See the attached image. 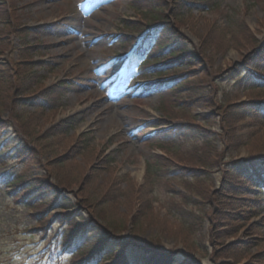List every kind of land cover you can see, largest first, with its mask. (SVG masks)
Segmentation results:
<instances>
[{
  "label": "rangeland",
  "instance_id": "1",
  "mask_svg": "<svg viewBox=\"0 0 264 264\" xmlns=\"http://www.w3.org/2000/svg\"><path fill=\"white\" fill-rule=\"evenodd\" d=\"M0 264H264V0H0Z\"/></svg>",
  "mask_w": 264,
  "mask_h": 264
},
{
  "label": "trees",
  "instance_id": "2",
  "mask_svg": "<svg viewBox=\"0 0 264 264\" xmlns=\"http://www.w3.org/2000/svg\"><path fill=\"white\" fill-rule=\"evenodd\" d=\"M159 63H160V62H157V61H156L155 63H152V65L159 64ZM19 182H21L20 177H19V178L16 177V178L14 179V181H13L12 184H13V185H16V184L19 183ZM146 251H147V249H146Z\"/></svg>",
  "mask_w": 264,
  "mask_h": 264
},
{
  "label": "bare ground",
  "instance_id": "3",
  "mask_svg": "<svg viewBox=\"0 0 264 264\" xmlns=\"http://www.w3.org/2000/svg\"><path fill=\"white\" fill-rule=\"evenodd\" d=\"M139 175V174H138Z\"/></svg>",
  "mask_w": 264,
  "mask_h": 264
}]
</instances>
